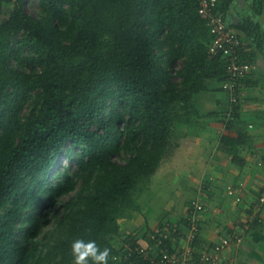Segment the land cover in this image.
Segmentation results:
<instances>
[{
    "label": "trees",
    "instance_id": "obj_1",
    "mask_svg": "<svg viewBox=\"0 0 264 264\" xmlns=\"http://www.w3.org/2000/svg\"><path fill=\"white\" fill-rule=\"evenodd\" d=\"M211 38L197 0H40L37 14L27 0H0V264H73L77 238L110 248L112 264L119 236L136 245L121 218L139 209L175 128L200 114L198 94L226 79ZM68 144L70 156L83 149L76 169L46 185ZM78 183L41 235L48 212L30 210Z\"/></svg>",
    "mask_w": 264,
    "mask_h": 264
},
{
    "label": "crops",
    "instance_id": "obj_2",
    "mask_svg": "<svg viewBox=\"0 0 264 264\" xmlns=\"http://www.w3.org/2000/svg\"><path fill=\"white\" fill-rule=\"evenodd\" d=\"M258 3L219 1L220 6H227V21L242 40V57L253 65L244 81L237 119L232 122L226 116L229 96L223 83H213L211 89L199 93L200 114L176 132L162 166L164 174L178 177L183 197L172 191L162 198L164 204H157L160 198L147 196L146 188L143 195L148 199L142 203L140 197L139 209L121 218L123 232L140 239L147 229L166 222L178 223L187 231L188 210L200 203L197 253L217 252L219 264H264V202L260 201L264 188V5L259 9ZM247 21L253 22L248 28L252 33L243 27ZM240 134L235 147L223 140L224 135L235 138ZM229 186L235 193H229ZM129 218L138 232L123 228ZM224 238H230V243L223 244ZM123 243L124 237L119 236L117 247ZM191 264L199 263L193 260Z\"/></svg>",
    "mask_w": 264,
    "mask_h": 264
},
{
    "label": "built area",
    "instance_id": "obj_3",
    "mask_svg": "<svg viewBox=\"0 0 264 264\" xmlns=\"http://www.w3.org/2000/svg\"><path fill=\"white\" fill-rule=\"evenodd\" d=\"M198 12L210 29L211 40L208 43L210 56L222 55L226 62L223 86L229 96L227 118H234L237 106L243 98L244 79L252 70L250 61L241 55L242 40L235 29L227 21L226 11L218 9L219 0H197ZM230 194L235 188L229 186ZM237 199H241L237 196ZM260 201L264 202V188ZM202 204H195L188 210L185 218L187 231H183L178 223H164L149 230L136 245L123 243L113 254L112 264H191L197 260L199 264H219V254L214 251L197 253L195 242L200 232L198 213ZM238 239V237H237ZM230 238H224L223 244H229Z\"/></svg>",
    "mask_w": 264,
    "mask_h": 264
},
{
    "label": "rangeland",
    "instance_id": "obj_4",
    "mask_svg": "<svg viewBox=\"0 0 264 264\" xmlns=\"http://www.w3.org/2000/svg\"><path fill=\"white\" fill-rule=\"evenodd\" d=\"M27 8H28V11L30 13L37 14L39 12V10H40V0H27ZM8 13H9V10H6L3 13V17H5ZM182 64H183V62L179 61V63H177L178 68L181 67ZM175 131L179 132V129L175 128ZM69 148H70V144H68L65 147V149L63 151V154L59 158L56 166L54 167V169L51 171V173L49 174L48 178L46 179V185H53L59 179H61V177L63 176V172H64V170L66 169L67 166L70 167L71 171H74L76 169V167H77L76 160L79 157V154L83 152V149L77 147L74 150V155L70 156L69 153H68ZM115 156L118 159V158H120L122 156H125V155L121 151L120 155H117L115 153ZM162 166H163V164L161 165L159 170L153 175V177L151 178L150 182L147 184L148 185V187H147L148 189L146 191V195L147 196L152 197V196L157 195L160 198L158 200L157 204H164V201H162V198L165 197L167 194L171 195L172 191H173L174 195L176 194V195H179V197L180 196L183 197L182 193L179 191L180 190L179 186L176 184L178 177L170 178L172 176H169L166 173L164 174ZM167 177H169L170 179L167 178ZM168 180H170V182H168ZM79 188H80V183H78L77 188L74 191H72L69 194L64 195L56 203V205L54 207H52V208H50V207L46 208V205H45L46 201H45V199H42V200H40L39 204L37 205V208H32L30 210V212H35V211H39V210L40 211L47 210V212H48V216H49V218L51 220H50L49 224L44 228V230L42 231L41 235H43V233L48 231V230H53L54 229L55 224H56V220H55L54 215H53L55 209H58L61 212L63 210V203L66 202L67 200H69L71 198V196L74 195ZM143 192L138 194L139 198L141 197L140 198L141 199L140 202H142V203L145 202L148 199V198L147 199L144 198ZM129 219L130 220H127L125 222V224L123 225V228L127 229V230H131V232H133L134 229L136 228V226L134 225V222H132L133 220L131 218H129ZM153 229L154 228L152 227L151 230H153ZM148 230L149 229H147V231ZM135 232H138V231L135 229ZM20 234H21V232L19 231L18 235L20 236Z\"/></svg>",
    "mask_w": 264,
    "mask_h": 264
},
{
    "label": "clouds",
    "instance_id": "obj_5",
    "mask_svg": "<svg viewBox=\"0 0 264 264\" xmlns=\"http://www.w3.org/2000/svg\"><path fill=\"white\" fill-rule=\"evenodd\" d=\"M90 232L91 229H86ZM111 249L101 248L95 240L77 238L71 243V255L73 264H108Z\"/></svg>",
    "mask_w": 264,
    "mask_h": 264
}]
</instances>
